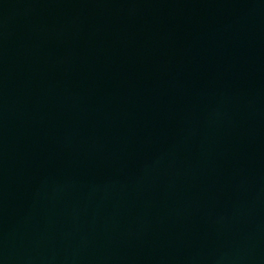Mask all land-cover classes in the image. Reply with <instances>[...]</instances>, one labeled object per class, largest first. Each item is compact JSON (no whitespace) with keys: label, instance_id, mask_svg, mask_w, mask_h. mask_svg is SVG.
Returning a JSON list of instances; mask_svg holds the SVG:
<instances>
[{"label":"water","instance_id":"water-1","mask_svg":"<svg viewBox=\"0 0 264 264\" xmlns=\"http://www.w3.org/2000/svg\"><path fill=\"white\" fill-rule=\"evenodd\" d=\"M0 264H264V0H0Z\"/></svg>","mask_w":264,"mask_h":264}]
</instances>
